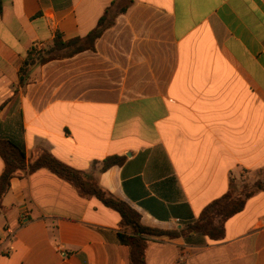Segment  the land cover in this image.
<instances>
[{
  "label": "crops",
  "instance_id": "0c3cea01",
  "mask_svg": "<svg viewBox=\"0 0 264 264\" xmlns=\"http://www.w3.org/2000/svg\"><path fill=\"white\" fill-rule=\"evenodd\" d=\"M122 0H1L0 138L91 176L142 225L194 222L242 175L260 188L224 236L149 237L146 264H264V0H131L92 50L20 67L86 36ZM110 156L120 165L100 170ZM4 164L0 157V174ZM0 264H128L118 214L45 168L10 179Z\"/></svg>",
  "mask_w": 264,
  "mask_h": 264
},
{
  "label": "trees",
  "instance_id": "16d2710c",
  "mask_svg": "<svg viewBox=\"0 0 264 264\" xmlns=\"http://www.w3.org/2000/svg\"><path fill=\"white\" fill-rule=\"evenodd\" d=\"M130 2L131 0H122V6L114 13L111 9H106L96 26L82 38L76 37L63 41L59 35H56L52 43L46 46L41 53L32 50L20 67L19 73L22 79L27 75L29 68L35 64H42L58 57H70L85 50H92L96 39L101 36L106 28L113 24L117 14L125 12ZM1 12L0 0V14ZM0 157L4 164L0 174V212L5 210L2 199L8 192L12 177L45 168L72 184L80 194L95 196L103 205L118 214L122 232L116 234V240L119 244L127 247L128 264H146L145 252L151 236H165L174 239L178 237L188 238L191 235L198 234L213 241L222 239L224 236V222L240 212L244 208L246 200L260 188L258 183H255L252 187L243 184L238 191L231 179L228 190L206 205L194 222L177 230H159L142 225L139 214L129 205L104 193L98 188L91 176L60 162L46 150H41L37 158L28 163L21 144L10 139L0 138ZM122 161V157H107L102 161L100 170H105L113 165H120Z\"/></svg>",
  "mask_w": 264,
  "mask_h": 264
},
{
  "label": "rangeland",
  "instance_id": "374dc122",
  "mask_svg": "<svg viewBox=\"0 0 264 264\" xmlns=\"http://www.w3.org/2000/svg\"><path fill=\"white\" fill-rule=\"evenodd\" d=\"M45 48V47H44ZM43 48V49H44ZM41 53V51H39ZM260 183V182H258ZM245 184V185H248L249 187H252L249 182H248V177L246 175H242V177L239 179V182H238V186H237V189L239 191L240 187Z\"/></svg>",
  "mask_w": 264,
  "mask_h": 264
},
{
  "label": "built area",
  "instance_id": "2783aa9c",
  "mask_svg": "<svg viewBox=\"0 0 264 264\" xmlns=\"http://www.w3.org/2000/svg\"><path fill=\"white\" fill-rule=\"evenodd\" d=\"M43 48H44V46H42V45H37V46L34 47L33 50H34L35 52H38V51H42Z\"/></svg>",
  "mask_w": 264,
  "mask_h": 264
}]
</instances>
